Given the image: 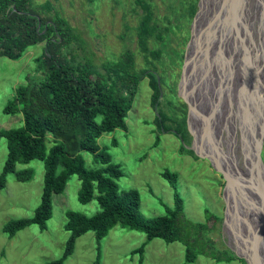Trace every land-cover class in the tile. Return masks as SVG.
I'll return each instance as SVG.
<instances>
[{
    "label": "rangeland",
    "instance_id": "374dc122",
    "mask_svg": "<svg viewBox=\"0 0 264 264\" xmlns=\"http://www.w3.org/2000/svg\"><path fill=\"white\" fill-rule=\"evenodd\" d=\"M126 1V9L121 10L114 0H94L93 3L87 0H53L58 12L81 33L91 49L96 51V63L111 54L128 49L135 50L133 29L137 25L141 9L133 5L132 0ZM149 1L158 29L174 26V30L168 32L160 58L153 62L154 65H146V68L155 69L159 76L162 91L160 111L178 118L177 113L175 116L171 113L174 111L171 107L176 105L178 98L183 100L180 96L181 85L183 94L187 98L190 95L191 102H194L196 92L200 90L201 101L205 97L204 94L209 92L213 77L218 75L221 61L217 57L219 52L216 48L213 50L216 53V64H212L210 59L208 68L204 70L206 65L203 63V51L207 47L209 35L206 33L218 1ZM248 3L252 11L251 56L256 63L245 77L246 102L242 105V99L237 100L233 94L231 100L223 104L224 126L220 128L221 131L215 133V141L212 140L211 145V141L205 144L216 148L217 152L221 153V149L229 154L239 169L244 167V157L247 155L251 173L261 185L252 184L253 191H256V197L253 193L252 197L254 203L262 204L264 209V0L261 5H258V0H249ZM43 46V42L36 43L16 59L0 56V130L16 128L23 124V117L17 105H12L9 112H4V108L12 102L17 86L25 84V76L35 69V58L41 54ZM136 61L137 68L144 67L142 56L138 55ZM203 70L205 73L200 78ZM151 93L148 78L144 77L137 86L132 106L128 111L126 130L116 129L96 139L100 148H106L112 161L119 164L123 171V175L117 180L119 188L137 189L141 214L147 218L160 216L165 213V207H171L173 203V189L161 173L164 170L176 173L177 190L183 198L185 217L192 222L205 223V210L212 213L214 216L212 215L208 224L213 227V236H220L218 247H228L235 254V258L216 261L200 254L194 261L187 262L185 248L180 242H166L161 238L146 241L143 232L117 223L100 240L99 250L92 231L79 236L72 254L64 259L63 264H137L140 254L134 253V250L142 244L143 264H249L235 253L234 243L239 244L243 250L245 242L247 246H251V249L247 247V253L237 251L248 258V255L258 248L257 244L260 246L262 243L264 249V220H255L247 198H239L235 205L239 217H234L231 224L234 231L227 230L225 177L212 167L208 159L181 153L180 140L175 134L159 129L155 121L156 111L151 105ZM240 93L242 95V92ZM197 101L192 103L190 117L187 107L186 123L190 129V120L192 130L196 128L198 133L196 121L201 116V105ZM170 102L172 105H169ZM254 105L259 118L253 125ZM238 109L241 111L238 112ZM96 120L99 122L101 116ZM164 124L168 128L173 127L171 120H166ZM226 126H229V129ZM208 128H212L211 125ZM256 130H259L258 134L255 133ZM197 137L199 143V136ZM52 144L53 140L48 136L47 148ZM80 154L86 167L97 165L92 153L82 151ZM6 157L7 143L1 138L0 173ZM222 158L224 161L229 160L224 156ZM16 170H29L30 177L20 181L14 173H9L5 185L0 188V264H44L60 258L69 236V232L64 228L65 212L74 210L90 216L99 210L97 201L92 199L82 204L77 200L80 182L76 175H72L63 192L52 196V215L46 221L44 229L31 224L9 237L2 231L3 224L9 219L30 217L39 204L44 166L41 160L33 159L17 163ZM216 217L221 221L216 220ZM250 237L253 242H250ZM257 252L264 254L262 249Z\"/></svg>",
    "mask_w": 264,
    "mask_h": 264
},
{
    "label": "trees",
    "instance_id": "16d2710c",
    "mask_svg": "<svg viewBox=\"0 0 264 264\" xmlns=\"http://www.w3.org/2000/svg\"><path fill=\"white\" fill-rule=\"evenodd\" d=\"M87 1L93 3L94 0ZM114 1L121 10L126 9V0ZM131 2L141 9L133 29L135 50L120 51L96 63V51L58 12L53 0H0V56L16 59L28 47L44 43L41 54L35 58V69L25 76V84L17 86L12 102L4 108V112H9L12 105H17L23 124L0 130V139L4 138L7 143L0 188L9 173H14L20 181L30 177L29 170H16L17 163L41 160L44 174L40 201L30 217L9 219L2 231L11 237L31 224L44 229L52 215V196L62 193L69 177L76 175L80 182L77 200L86 204L95 199L99 210L90 216L66 211L64 228L69 236L63 253L60 258L44 264H63L72 254L76 239L88 231L94 233L99 250L100 240L117 223L143 232L146 241L161 238L166 242H180L187 262L194 261L200 254L216 261H229L235 254L228 247H218L220 236H213V227L208 224L214 215L206 209L205 223L192 222L185 217L176 173L169 170L161 173L173 189L172 206L165 207V213L160 216L147 218L139 211L138 190L119 188L117 180L123 171L112 161L107 149L100 148L96 141L102 134L126 130V117L137 86L147 77L157 126L175 134L180 140L181 153L197 157L189 147L191 134L186 123V103L178 98L171 107L174 110L171 113L174 116L177 113L178 118L161 112L159 76L155 69L146 68L160 58L163 42L174 26L158 29L149 0ZM138 55L142 56L143 68H137ZM252 113H255L252 114L254 125L259 118L255 105ZM98 116H101L99 122ZM166 120L172 121V128L165 126ZM48 136L53 144L47 148ZM82 151L92 153L97 165L86 167ZM143 248L142 244L134 250L140 254L137 264H143Z\"/></svg>",
    "mask_w": 264,
    "mask_h": 264
},
{
    "label": "bare ground",
    "instance_id": "6f19581e",
    "mask_svg": "<svg viewBox=\"0 0 264 264\" xmlns=\"http://www.w3.org/2000/svg\"><path fill=\"white\" fill-rule=\"evenodd\" d=\"M217 1H218L217 2L218 5H216L215 10L213 11V16L210 21L211 25L206 33V35L208 33L209 35L206 44L207 47L205 51H203V57H205L206 59L205 62L206 66H204V70H206L209 66L210 59H212V64H216V58H215L216 53L215 51H213L214 48H216L219 52L217 57L221 61L220 69L217 77H213L212 79V84L209 88L210 93L209 92L207 94L205 93L204 94L205 97L200 101L199 99L200 90L196 92L197 95L194 102H196L197 99H199L197 102H199V105H201V116H199V119L196 121V123L198 124V133L196 128L194 131L192 130L190 120H189V125L195 137V141H196L195 144L197 149L199 151L201 150L212 151L215 157L218 158V161L231 174L230 176L227 177V188L225 192L227 205H228L225 222H226L227 230L233 232L234 229L231 227V224L233 222L234 217H239L238 216L239 211H236L235 209L236 202L239 198H243V197L247 198V201L251 207L252 215L255 216V220L257 219L264 220L263 205L257 202L254 203V199L252 197V193L256 197V191H253L252 184L259 185L258 183L260 182L254 179V175L251 173V170L249 168L250 163L248 161L249 159L247 158L246 154L244 157V164H243L244 167L242 169H239L236 167L234 163L235 160L233 161V158L230 157L229 154L225 153L224 151L222 152L221 149H219L221 153L219 151L218 153L216 151V148L214 147L210 148L208 146L209 144L208 142L211 141L209 144L211 145L212 140L215 141V136H214L215 133L221 131L220 128L224 126L225 120L223 119V110H224L223 104L225 102L227 103L228 101H230L231 97H233V94L237 98V100L240 101V99H242V105L243 102L244 103L246 102L245 97L247 95V91H246L245 77L248 71H250L253 67H255L256 62L254 58L251 56L252 39L250 37V31H251L252 11L248 7L249 0H217ZM261 2L262 0H258V5H261ZM227 21L229 23H227ZM215 28H217L216 31H213V29ZM204 70L201 72L200 78L204 75L205 73ZM214 71L216 72V67ZM240 92H242V95ZM214 96L215 99H213ZM187 99L191 102L190 95ZM194 102L190 103L191 106L192 103ZM240 111L241 110L238 109V112ZM190 116H191V112L189 114V117ZM209 125H211L212 128L207 129ZM226 127L229 129V126ZM210 131L213 136L210 135ZM252 132H253V128H252ZM230 134L231 136L233 135L232 132ZM197 135L199 136V141H200L199 143L197 142L198 140ZM232 139H234L233 136ZM242 141L243 140H241V142ZM228 144H230V142ZM242 147L244 148L243 143H242ZM258 154L259 152L257 150V155ZM221 156L222 157L224 156L229 160L224 161V159ZM263 173H264V169H263ZM249 239L250 242H253L252 237H250ZM254 239L256 240L255 237ZM261 244L260 246L257 244L258 248H255V250L248 255L249 258L252 261H254L256 264H264V254L261 255L259 254V252H257L259 249L264 250ZM247 247L248 248L250 247L251 249V246H247L246 242H245L244 250L241 249V246L239 244L234 243V248H236L237 251L242 250L241 251L242 253L244 252L247 253L248 251Z\"/></svg>",
    "mask_w": 264,
    "mask_h": 264
},
{
    "label": "water",
    "instance_id": "95a60500",
    "mask_svg": "<svg viewBox=\"0 0 264 264\" xmlns=\"http://www.w3.org/2000/svg\"><path fill=\"white\" fill-rule=\"evenodd\" d=\"M184 80V77L182 79V81ZM181 81V83H182ZM180 96L182 97V99L184 100V102L187 104V107H188V110L191 112L192 110V106H191V102L187 99V96L183 94L182 92V85H181V89H180ZM188 127V126H187ZM189 133H191L192 135V142L190 144V148L193 150V152L195 153V155L197 157H200V158H206L210 161L212 167L216 170V171H219L220 173L223 174V176L225 177L226 179V182H227V177L230 176L231 174L227 171V169L225 167H223V165L218 161V158L215 157V155L213 154L212 151H199L197 149V147L195 146V137L191 131V129L187 128ZM227 184V183H226ZM235 253L239 256V257H242L246 263H249V264H256L254 261L250 260L247 256L245 255H242L240 253L237 252V250L235 249Z\"/></svg>",
    "mask_w": 264,
    "mask_h": 264
}]
</instances>
